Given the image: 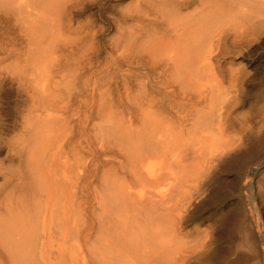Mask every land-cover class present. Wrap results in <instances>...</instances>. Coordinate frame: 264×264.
<instances>
[{"label":"rangeland","instance_id":"374dc122","mask_svg":"<svg viewBox=\"0 0 264 264\" xmlns=\"http://www.w3.org/2000/svg\"><path fill=\"white\" fill-rule=\"evenodd\" d=\"M150 1L0 0V264H264V17L203 0L199 56L119 51Z\"/></svg>","mask_w":264,"mask_h":264},{"label":"bare ground","instance_id":"6f19581e","mask_svg":"<svg viewBox=\"0 0 264 264\" xmlns=\"http://www.w3.org/2000/svg\"><path fill=\"white\" fill-rule=\"evenodd\" d=\"M154 1V2H153ZM155 3L156 4V7L157 6H159V7H157L156 9H155V7H154V5L155 4H153V3ZM152 2L150 1V3H152V4H150L151 6H153L154 7V9L153 8H150L149 10H147V7H145V9H143V8H141V9H139V12L137 13V17L135 16L134 17V15H132V16H125V18H124V20H121L122 22L123 21H129L128 20V18H130V20H131V23L133 24H135L133 27V29L131 30V28L129 29V30H127V33L128 34H126V35H124V34H122V37L124 38V42L122 43V45H119L120 47H121V50H119V51H122V48H126V49H123V50H128L129 48L131 49V51H130V49H129V52H132V54H133V52L134 53H136V54H140V52L142 51L141 49H143V48H141V46L140 45H137L138 44V42H140V40L142 39L141 37H145V36H147L149 33H151V35H149L148 36V38L151 40L152 39V41H155V43H156V40H157V42L159 43L160 42V40H167L169 43L168 44H166V49L165 50H163V51H165V52H167V50L169 49V51H170V53H169V55H168V53H166V55H168L169 56V58H170V54L171 53H173V55L175 54V56H174V58H173V60H175V59H186L187 61H189L188 59L190 58V57H193L194 55H196V56H199L200 54H199V52H198V50L195 48V47H197V48H199L198 46H196V45H198V43L195 45V40L197 39V36H195L196 37V39H194L193 37V39L194 40H192V41H188V37L189 38H191V36L195 33L196 34V32H194V33H187V28H186V30L184 29H181L182 28V26L183 25H188V28L190 27L191 29L193 28L194 30H195V28H197L198 26L200 27V25H204V24H206V22L207 21H213L214 20V18L215 17H211L213 20H211V18H210V20H208L209 19V17L210 16H206L205 15V13H206V9H208V8H206V7H204V6H202V4H204L205 3V1H204V3H203V0L200 2V0H163L162 2H159V3H157V0H152ZM229 2H230V4L232 5V7L234 8L233 10H237L238 9V11L239 12H241V15H243V16H245V17H247V18H250V19H252L253 21H255V20H260V18H263L264 17V0H229ZM199 3V5H201L202 7H200V8H202L199 12H197V10H196V12L197 13H194L193 15L194 16H192V17H190L189 19H187L188 17L187 16H184L183 15V13L184 12H186V11H188L190 8H192V7H195V5L196 4H198ZM148 4V5H149ZM147 5V6H148ZM65 6V5H64ZM230 6V5H229ZM232 7H230L231 9V11H232ZM55 8V7H54ZM64 8V7H63ZM160 8V9H159ZM151 9H153L154 11H151ZM195 9H197L196 7H195ZM244 10L246 11L245 13L247 14V15H245L243 12H244ZM64 11V10H63ZM150 11V12H149ZM12 12V11H11ZM60 12V11H59ZM58 13V12H57ZM56 14V13H55ZM207 14V13H206ZM209 14H211V13H209ZM228 14H229V12H228ZM239 15H240V13H239ZM184 16V18L186 19V21L188 22V24L185 22V23H181L180 22V19H181V17H183ZM224 16V15H223ZM187 17V18H186ZM221 18V17H220ZM220 18L218 19V18H216V19H218V20H220ZM243 18V17H242ZM246 18V20H248V21H250V19H247ZM54 19V18H53ZM222 19V18H221ZM119 22V28H120V31H122L123 29H122V27L123 26H121L120 25V23H122V22ZM253 21H250V22H253ZM215 22V21H214ZM256 22V21H255ZM258 22V21H257ZM218 23V22H217ZM50 24V23H49ZM210 24V23H209ZM129 25V24H128ZM206 25H208V24H206ZM211 25V24H210ZM205 26V25H204ZM187 27V26H186ZM206 27V26H205ZM125 28V27H124ZM183 28H185V27H183ZM189 28V29H190ZM201 29H202V27H200ZM208 28H213L212 26H209ZM192 29V30H193ZM198 29V28H197ZM214 30H215V28H214ZM214 30H210V32L211 31H214ZM236 30V29H235ZM158 31H160L159 33V36L158 37H156V35L158 34ZM184 31V32H183ZM203 31H204V29H203ZM209 31V30H208ZM206 32V31H205ZM215 32V33H214ZM212 34L210 33V34H208V36L207 35H202V36H199V34H198V36L199 37H202V39H203V37H205V36H207V39H205L206 41L208 40L209 42H206L205 41V43H203V44H201L202 45V47H204V45H205V47L204 48H202L201 46V48H202V50L203 49H209V51L211 50V49H213L212 51H215L216 50V48L217 47H220L221 46V44H223V38L221 39V34L222 33H220V34H218L219 32H218V30H217V32H216V30L214 31ZM189 36H188V35ZM205 34V33H204ZM199 41V40H198ZM201 41H203L204 42V39L203 40H201ZM148 41H146V43H147ZM191 42H193V43H191ZM136 43V45H134ZM146 43H144V44H146ZM154 43V42H153ZM167 43V42H166ZM202 43V42H201ZM152 43L150 42V45H151ZM129 45H131V47H129ZM152 45H154V44H152ZM159 44H157V46H158ZM156 45L154 46V47H157ZM165 46V45H164ZM195 46V47H194ZM127 47H129L128 49H127ZM150 47H152V46H150ZM159 47H160V45H159ZM158 47V48H159ZM146 48H148V47H146ZM146 48H145V50H146ZM153 48V47H152ZM152 48H149V49H147L146 50V52L145 53H147V51L149 52V54H148V56H147V58L148 59H154V58H152V56H153V54H152V56L150 55V51H151V49ZM215 48V49H214ZM160 49V48H159ZM159 49H158V51H159ZM164 49V48H163ZM204 50L203 51V53H205V54H207L209 51L208 50ZM217 49H219V48H217ZM153 50H155V52L157 51V49H154L153 48ZM152 50V51H153ZM201 50V49H200ZM125 51V52H126ZM143 51H144V49H143ZM151 51V52H152ZM157 51V52H158ZM168 51V52H169ZM208 51V52H207ZM155 52H152V53H155ZM156 52V53H157ZM165 52L163 53V54H165ZM198 52V53H197ZM159 53V52H158ZM45 54V53H44ZM144 54V53H143ZM190 54L192 55V54H194V55H192V56H190ZM209 55H210V53H208ZM207 54V55H208ZM145 55V54H144ZM155 55V54H154ZM160 55V54H159ZM159 55L157 56V57H159ZM134 56V55H133ZM146 56V55H145ZM190 56V57H189ZM202 56V55H201ZM200 56V57H201ZM155 57H156V55H155ZM200 57H198V58H200ZM206 57V56H205ZM207 57H209V56H207ZM194 58V57H193ZM197 58V59H198ZM210 60V59H209ZM154 60H151V63L153 62ZM168 61H170V60H168ZM179 61L180 60H178V63H179ZM207 61H208V59H207ZM134 62H135V60H134ZM158 61L156 60V62L154 61V63H152V64H155V63H157ZM175 63L177 62V61H174ZM183 62L184 61H182V63H181V67H179L178 66V64H176L177 66H178V68H176V67H174V64H172L173 65V67H171V68H173L174 70L176 69L177 71H179V70H182V68L183 67H185L186 65H184L183 64ZM166 63V62H165ZM189 63V62H188ZM137 63L135 62V63H133V65H131V67H129V72H135V71H137V68H136V65ZM158 64H161V62L160 63H158ZM169 64V63H168ZM183 64V65H182ZM186 64V63H185ZM198 64V63H197ZM157 64H155L154 66H156ZM165 65V64H164ZM124 66H127V65H124ZM154 66L153 67H150V68H148V74H150V73H154V74H158L159 72H163V73H166V72H168V70H167V63H166V65L165 66H162V67H160V65H158L159 66V69H157V68H154ZM190 66V65H189ZM128 67V66H127ZM195 67V66H194ZM123 68V67H122ZM145 68V67H144ZM198 68V67H197ZM184 69V68H183ZM187 68H185V70H186ZM143 71H145L144 69H142ZM139 71H141V70H139V68H138V72ZM170 71V70H169ZM193 71V70H192ZM174 72V71H173ZM176 72V71H175ZM184 72V71H183ZM188 72V71H187ZM206 72V71H205ZM168 73H170V72H168ZM177 73V72H176ZM175 74V73H174ZM178 75H179V73H177ZM200 74V73H199ZM145 75L147 76V78H148V75L145 73ZM181 75V74H180ZM150 77V76H149ZM137 80V79H136ZM124 86V85H123ZM129 89V88H128ZM165 97H166V95H164V97H163V99H165ZM143 114H144V112H143ZM142 114V115H143ZM146 114H148V113H145V117H146ZM156 114V113H155ZM142 115H141V117H142ZM144 116V115H143ZM150 117V116H149ZM149 117H147V119L149 118ZM131 119V118H130ZM143 121L144 120H146V119H144L143 117L141 118ZM140 121V123H142L143 121ZM150 120V119H149ZM154 120V119H153ZM151 122H152V120H151ZM156 123V122H155ZM161 123H165V122H161ZM205 123V122H204ZM208 123V122H207ZM128 124V123H127ZM130 124H131V121H130ZM149 124H151V123H147V125L149 126ZM153 124H154V122H153ZM157 124H159V123H157ZM156 124V125H157ZM211 124V123H210ZM132 125V124H131ZM144 125H145V127L144 128H146L147 126H146V123H144ZM143 124H142V126H144ZM212 125V124H211ZM128 126V125H127ZM153 126V125H152ZM154 126H155V124H154ZM123 127V126H122ZM158 127V126H157ZM156 127V128H157ZM167 127H169V126H167ZM124 128V127H123ZM129 128V127H128ZM128 128H126V129H128ZM143 128V127H142ZM149 128V127H148ZM155 127H153V129H154ZM162 128H163V126H162ZM112 129V128H111ZM116 128H114L113 130H115ZM147 129V128H146ZM123 130H125V129H123ZM123 130H121L122 132H121V134L122 133H124V131ZM130 130V129H129ZM152 130V128L150 129V131ZM157 130V129H156ZM148 132H150L149 130H147ZM154 130H152L151 131V135H154V133L155 134H157L156 133V131H154ZM171 131V130H170ZM173 131V130H172ZM125 132H126V130H125ZM130 132V131H129ZM133 133H135L134 131H132ZM146 132V131H145ZM144 131H143V133H145ZM166 132V131H165ZM168 132V131H167ZM128 133V132H127ZM137 133H138V131H137ZM136 133V134H137ZM141 133H142V131H141ZM143 133L141 134V135H143ZM163 133V132H162ZM205 133V132H204ZM126 134V133H125ZM147 134V133H146ZM149 134V135H150ZM164 134V136L166 135L165 133H163ZM162 134V135H163ZM127 135V134H126ZM160 135H161V133H160ZM168 135V134H167ZM169 135H171V134H169ZM168 135V136H169ZM131 136H134V135H131ZM144 136V135H143ZM142 136V137H143ZM168 136H166V137H168ZM134 137H136V136H134ZM133 137V138H134ZM140 139L142 138V137H140V135L138 136ZM137 137V138H138ZM165 137V138H166ZM136 138V139H137ZM138 138V139H139ZM149 138V137H148ZM180 138V137H179ZM115 139V138H114ZM136 139H135V141H136ZM144 139H147V136H146V138H144ZM150 139H152V138H150ZM167 139V138H166ZM172 139V138H171ZM130 141H131V139H129ZM129 140H128V142H129ZM164 140V139H163ZM168 140V139H167ZM167 140L165 141V142H167ZM175 140V139H174ZM138 142H139V140H138ZM143 142V141H142ZM148 142V141H147ZM149 142H150V140H149ZM174 142V141H173ZM173 142H171V144L173 143ZM125 143V142H124ZM130 143V142H129ZM131 143H134V142H131ZM146 143V142H145ZM168 143H169V140H168ZM178 143V142H177ZM184 143V142H183ZM154 144V143H153ZM176 144V143H175ZM126 145V144H125ZM134 145V144H133ZM135 145H137V143H135ZM139 145V144H138ZM144 145V144H143ZM164 145H166V144H164ZM180 145V144H179ZM131 146V145H130ZM139 146H142V143L139 145ZM172 146V145H171ZM174 146V145H173ZM136 147V146H135ZM147 147V146H146ZM145 147V148H146ZM152 147H153V145H152ZM151 147V148H152ZM154 147H156V146H154ZM157 147H159V146H157ZM156 147V148H157ZM179 147V146H178ZM147 148H149V147H147ZM150 148V150H152V151H150V150H148V151H150L149 152V155L154 151L153 150V148L151 149ZM163 148V147H162ZM126 149V148H125ZM139 149H143L142 147L141 148H139ZM166 149V148H165ZM169 149V148H168ZM168 149H166V150H168ZM171 149H172V147H171ZM176 149V148H175ZM178 149V148H177ZM165 150V151H166ZM172 151V150H171ZM174 151V150H173ZM179 151V150H178ZM177 152V151H176ZM181 153V152H180ZM142 154V153H141ZM144 154H145V152H144ZM145 157L147 158V156L145 155ZM150 157V156H149ZM140 158V157H139ZM144 160V159H143ZM142 160V161H143ZM145 161V160H144ZM183 161V160H182ZM146 163V162H145ZM147 164V163H146ZM135 167V166H134ZM168 167V166H167ZM183 167V166H182ZM143 168V167H142ZM170 168V167H169ZM180 168V167H179ZM178 168V169H179ZM152 169V168H151ZM172 170H174L173 169V166H172V168H171ZM182 169V168H181ZM169 170H165V172L166 173H169L168 172ZM177 171V170H176ZM183 171V170H182ZM185 171V170H184ZM134 172V171H133ZM150 173V172H149ZM148 173V174H149ZM161 174V173H160ZM162 174L164 175V172L162 171ZM161 174V175H162ZM171 174V175H170ZM169 175L170 176H172L173 175V173H170ZM153 176V175H152ZM158 176H159V178H161L162 176H160L159 174H158ZM181 177V176H180ZM157 179H158V177H156ZM156 178H155V180H156ZM183 178L184 177H182L181 179H182V181H183ZM162 179V178H161ZM181 179H179V180H181ZM182 181H180V183L182 182ZM184 184V183H183ZM122 191V190H121ZM116 194V193H115ZM162 194V193H161ZM161 194H159V195H161ZM152 195H154V194H150V196H152ZM155 196V197H154ZM153 197L154 198H156L157 199V197H156V195H154ZM149 197V196H148ZM142 198V197H141ZM158 198H160V197H158ZM167 198V197H166ZM155 199V200H156ZM170 199V198H169ZM122 200V199H121ZM129 200H131V199H129ZM128 200V201H129ZM152 200V199H151ZM154 200V201H155ZM146 202H147V200H145ZM169 200H167V199H165V197L162 199V198H160V201H156L154 204L155 205H153V209L155 210V209H157L158 208V206L159 207H161L162 208V210L160 209V208H158L160 211H163V209H165V208H167V206H168V204H169V202H168ZM124 202H126V199H125V201ZM146 202H145V205H148L149 204V201L147 202V204H146ZM128 203V202H127ZM151 203V202H150ZM172 203V202H171ZM134 205H135V202L133 203ZM144 204V203H143ZM137 205V204H136ZM142 205V204H141ZM140 205V206H141ZM151 205V206H152ZM140 206H138V207H140ZM148 206H150V205H148ZM148 206H145V209L147 210V208H148ZM150 206V207H151ZM128 207V206H127ZM126 207V208H127ZM132 205H131V209H132ZM137 207V208H138ZM147 207V208H146ZM135 208V207H134ZM133 208V209H134ZM150 210H152L151 208H149V211ZM139 211V210H138ZM148 211V210H147ZM165 211V210H164ZM167 211V210H166ZM153 211H151V213H152ZM151 213H149V214H151ZM157 213H158V210H157ZM147 214V213H146ZM152 214H155V213H152ZM152 217H153V215H151ZM163 216V215H162ZM146 217V216H145ZM155 219V218H154ZM159 221H161V220H159ZM149 222V221H148ZM134 223V222H133ZM173 224V223H172ZM172 224H170V225H172ZM122 225V224H121ZM169 225V224H168ZM175 226V225H174ZM142 228V227H141ZM145 228V227H144ZM148 228H150V226L148 227ZM174 231V230H173ZM143 232V231H142ZM148 232V231H147ZM161 232V231H160ZM145 233H146V228H145ZM175 233V232H174ZM154 236V235H153ZM152 236V237H153ZM145 237V236H144ZM156 237V236H155ZM207 238V237H206ZM2 239V238H1ZM154 239V238H153ZM158 240V239H157ZM165 240V239H164ZM205 240V239H204ZM154 241V240H153ZM6 243H7V241H6ZM6 243H5V245H6ZM172 243V242H171ZM10 244V243H9ZM160 246V245H159ZM149 247H151L150 245H149ZM200 248V247H199ZM201 251L199 252H196L197 250H195L193 253L194 254H198L196 257H192L193 258V260L194 259H198L200 256H203V255H205V253H206V251H207V249H208V244H206L205 243V241H204V244H201ZM192 253V252H191ZM22 255V254H21ZM153 257V256H152ZM191 258V259H192ZM177 261H179L178 259H176ZM200 260V259H199ZM187 261V258H182V260H181V264H186L185 262ZM191 261V260H190ZM174 264V263H173ZM188 264H190V262L188 263Z\"/></svg>","mask_w":264,"mask_h":264}]
</instances>
